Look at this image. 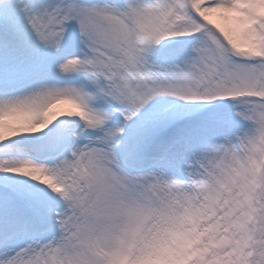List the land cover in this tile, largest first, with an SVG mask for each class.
I'll use <instances>...</instances> for the list:
<instances>
[{
  "label": "snow or ice",
  "instance_id": "1",
  "mask_svg": "<svg viewBox=\"0 0 264 264\" xmlns=\"http://www.w3.org/2000/svg\"><path fill=\"white\" fill-rule=\"evenodd\" d=\"M0 264H264V0H0Z\"/></svg>",
  "mask_w": 264,
  "mask_h": 264
},
{
  "label": "bare ground",
  "instance_id": "2",
  "mask_svg": "<svg viewBox=\"0 0 264 264\" xmlns=\"http://www.w3.org/2000/svg\"><path fill=\"white\" fill-rule=\"evenodd\" d=\"M67 110H68V106L66 105L56 106L55 108L52 109L53 113L55 114L52 119L54 120L57 116L61 115L63 112H66Z\"/></svg>",
  "mask_w": 264,
  "mask_h": 264
}]
</instances>
